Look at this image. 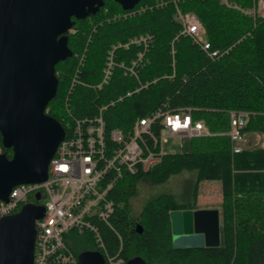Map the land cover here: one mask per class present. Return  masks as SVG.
Returning <instances> with one entry per match:
<instances>
[{"label": "trees", "instance_id": "obj_1", "mask_svg": "<svg viewBox=\"0 0 264 264\" xmlns=\"http://www.w3.org/2000/svg\"><path fill=\"white\" fill-rule=\"evenodd\" d=\"M256 1L140 0L124 10L103 0L95 14L74 20L67 31L72 55L56 63V94L46 106L66 136L74 121L98 114L106 131L127 133L143 115L181 108L210 131L192 138L188 150L166 152L146 170L117 178L107 193L108 216L94 218L93 230L67 235L76 260L82 251L103 256L97 233L105 250L125 262L137 256L147 264H264V146L233 152L227 135L228 112L236 109L248 114L243 132L264 134V14L247 12ZM178 11L198 18L208 49L181 32ZM140 34L150 36L145 46L129 42ZM138 52L143 60L129 70ZM109 58L111 74L103 82ZM1 144L0 136L10 156ZM183 171L195 174L183 201L162 193L132 216L138 180L157 184ZM212 179L221 185L219 245L173 248L170 212L194 208L199 182Z\"/></svg>", "mask_w": 264, "mask_h": 264}, {"label": "water", "instance_id": "obj_2", "mask_svg": "<svg viewBox=\"0 0 264 264\" xmlns=\"http://www.w3.org/2000/svg\"><path fill=\"white\" fill-rule=\"evenodd\" d=\"M131 9L140 0H114ZM103 0H0V136L11 155L0 153V200L13 185L42 182L65 130L46 112L55 96V65L72 55L67 31ZM39 195L36 193V198ZM42 204L26 202L0 217V264H32L35 220ZM140 225L136 230L140 232ZM173 248L213 247L220 243L216 208L170 212ZM97 251H82L72 264H104ZM125 264H147L131 257Z\"/></svg>", "mask_w": 264, "mask_h": 264}, {"label": "built area", "instance_id": "obj_3", "mask_svg": "<svg viewBox=\"0 0 264 264\" xmlns=\"http://www.w3.org/2000/svg\"><path fill=\"white\" fill-rule=\"evenodd\" d=\"M227 3V0H223ZM254 13L255 8L247 10ZM181 32L208 49L204 29L192 14H179ZM148 34H140L129 42L142 43ZM127 45V43H125ZM216 52H212L214 55ZM143 60V53H137L129 70ZM109 58L103 68L102 81L105 82L112 68ZM227 135L232 141V150L237 152L244 146L247 134L242 131L246 124L247 112L230 110ZM200 120L193 119L187 108L175 112H154L137 118L127 133L121 129L105 130L100 114L87 121H74L72 131L59 142L54 155L49 160L47 177L42 182L13 185L8 199L0 200V217L13 213L26 202L42 204V216L35 220V242L32 264H72L76 261L67 235L72 230L84 232L95 228L94 218L105 219L112 211V200L108 191L123 173L146 170L159 162L165 154L163 148L168 139H177L184 149V140L210 134ZM0 153L2 150L0 148ZM36 193L43 202L36 201ZM103 250L104 264H125V260L110 255L104 248L98 234H95Z\"/></svg>", "mask_w": 264, "mask_h": 264}, {"label": "rangeland", "instance_id": "obj_4", "mask_svg": "<svg viewBox=\"0 0 264 264\" xmlns=\"http://www.w3.org/2000/svg\"><path fill=\"white\" fill-rule=\"evenodd\" d=\"M223 1V0H222ZM224 2V1H223ZM255 12L258 14H264V0H257ZM179 14H182L178 11ZM180 19V18H179ZM246 142L244 143L245 147L250 146H264V134L255 133L251 134V136L247 135ZM165 152H178L181 149L178 146L177 139H168L163 146ZM189 149V141L184 140V151ZM195 174L194 172L183 171L180 173H176L170 175L165 181L159 182L157 184H152L151 182L140 179L136 184V191L133 194V197L130 199V211L132 216L138 217L143 205L149 201L150 199L158 196L162 193L173 194L175 199L178 201H183L184 196L187 194V190L194 183ZM218 186V187H217ZM218 181L216 180H203L198 184V191L196 197V206H205L210 205L216 207L218 205V200L221 202V194ZM36 201L43 202V197L40 196ZM70 236L72 234H69ZM68 235V236H69ZM73 236V235H72ZM81 239H86V236ZM89 244V242L87 241Z\"/></svg>", "mask_w": 264, "mask_h": 264}, {"label": "crops", "instance_id": "obj_5", "mask_svg": "<svg viewBox=\"0 0 264 264\" xmlns=\"http://www.w3.org/2000/svg\"><path fill=\"white\" fill-rule=\"evenodd\" d=\"M218 183H219V182H218ZM219 185H220V183H219ZM217 187H218V186H217ZM218 189H220V191H221V187L218 188ZM220 194H221V192H220ZM217 202H218V205H217L216 207H214V205H213V206L205 205V206H200V207H197V206L195 205L194 208H216V209L218 210V215H220V200H218Z\"/></svg>", "mask_w": 264, "mask_h": 264}]
</instances>
